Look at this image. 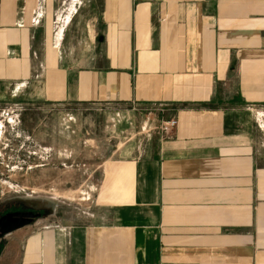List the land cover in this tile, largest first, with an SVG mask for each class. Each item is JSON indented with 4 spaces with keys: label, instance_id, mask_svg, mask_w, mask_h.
<instances>
[{
    "label": "crops",
    "instance_id": "1",
    "mask_svg": "<svg viewBox=\"0 0 264 264\" xmlns=\"http://www.w3.org/2000/svg\"><path fill=\"white\" fill-rule=\"evenodd\" d=\"M3 102L104 156L0 264H264V0H0Z\"/></svg>",
    "mask_w": 264,
    "mask_h": 264
},
{
    "label": "rangeland",
    "instance_id": "2",
    "mask_svg": "<svg viewBox=\"0 0 264 264\" xmlns=\"http://www.w3.org/2000/svg\"><path fill=\"white\" fill-rule=\"evenodd\" d=\"M59 111L63 109L0 103V207L18 204L41 214L36 226L9 234L11 243L45 222L63 220L67 208L81 207L91 187L82 181L89 171L86 162L104 156L80 143L65 150Z\"/></svg>",
    "mask_w": 264,
    "mask_h": 264
},
{
    "label": "water",
    "instance_id": "3",
    "mask_svg": "<svg viewBox=\"0 0 264 264\" xmlns=\"http://www.w3.org/2000/svg\"><path fill=\"white\" fill-rule=\"evenodd\" d=\"M41 214L33 212H20L6 214L0 218V230L2 232H9L24 225L29 224L32 218L40 217Z\"/></svg>",
    "mask_w": 264,
    "mask_h": 264
},
{
    "label": "flooded vegetation",
    "instance_id": "4",
    "mask_svg": "<svg viewBox=\"0 0 264 264\" xmlns=\"http://www.w3.org/2000/svg\"><path fill=\"white\" fill-rule=\"evenodd\" d=\"M20 212H33V213H38L39 210H36V209H30V208H23L22 206L18 205V204H14L12 207H9V206H3V207H0V218L3 217L4 215L6 214H10V213H20ZM39 217H35V218H32V221L27 224V225H30L32 224L36 219H38ZM27 225H24L22 227H19L17 229H14L12 231H9V232H2L0 230V256L3 252V248H4V245L7 243V236L9 234H12L13 232L27 226Z\"/></svg>",
    "mask_w": 264,
    "mask_h": 264
},
{
    "label": "built area",
    "instance_id": "5",
    "mask_svg": "<svg viewBox=\"0 0 264 264\" xmlns=\"http://www.w3.org/2000/svg\"><path fill=\"white\" fill-rule=\"evenodd\" d=\"M176 126V121L174 120H170V121H166L163 122L160 126V130L165 133H171L172 129Z\"/></svg>",
    "mask_w": 264,
    "mask_h": 264
}]
</instances>
